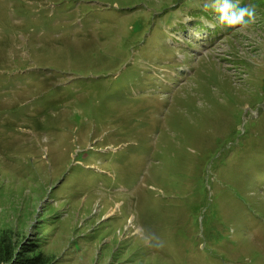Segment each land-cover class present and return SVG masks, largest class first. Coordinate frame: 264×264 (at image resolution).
I'll list each match as a JSON object with an SVG mask.
<instances>
[{"label":"rangeland","instance_id":"374dc122","mask_svg":"<svg viewBox=\"0 0 264 264\" xmlns=\"http://www.w3.org/2000/svg\"><path fill=\"white\" fill-rule=\"evenodd\" d=\"M238 4L0 0V264H264V0Z\"/></svg>","mask_w":264,"mask_h":264},{"label":"clouds","instance_id":"9594fccd","mask_svg":"<svg viewBox=\"0 0 264 264\" xmlns=\"http://www.w3.org/2000/svg\"><path fill=\"white\" fill-rule=\"evenodd\" d=\"M209 7V5H205ZM216 13L217 23H209L210 27H215L223 24L226 28L240 26L241 29L249 27L255 18V8L253 7H239L238 0H214L212 8ZM247 17V19H246ZM154 247H162L163 242L159 237H154Z\"/></svg>","mask_w":264,"mask_h":264},{"label":"trees","instance_id":"16d2710c","mask_svg":"<svg viewBox=\"0 0 264 264\" xmlns=\"http://www.w3.org/2000/svg\"><path fill=\"white\" fill-rule=\"evenodd\" d=\"M239 7H242V6H239ZM246 19H247V17H246ZM26 263H27L26 261H24V263H23V261L22 262L21 261H17L15 264H26Z\"/></svg>","mask_w":264,"mask_h":264}]
</instances>
